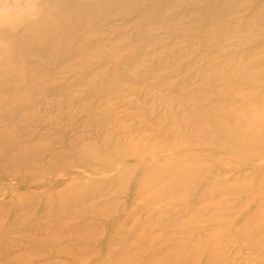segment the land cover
I'll list each match as a JSON object with an SVG mask.
<instances>
[{
	"label": "rangeland",
	"instance_id": "1",
	"mask_svg": "<svg viewBox=\"0 0 264 264\" xmlns=\"http://www.w3.org/2000/svg\"><path fill=\"white\" fill-rule=\"evenodd\" d=\"M38 4L0 29V264H264V0Z\"/></svg>",
	"mask_w": 264,
	"mask_h": 264
},
{
	"label": "clouds",
	"instance_id": "2",
	"mask_svg": "<svg viewBox=\"0 0 264 264\" xmlns=\"http://www.w3.org/2000/svg\"><path fill=\"white\" fill-rule=\"evenodd\" d=\"M40 14L38 0H0V28L18 32L37 20ZM5 43L0 40V47L5 46Z\"/></svg>",
	"mask_w": 264,
	"mask_h": 264
},
{
	"label": "bare ground",
	"instance_id": "3",
	"mask_svg": "<svg viewBox=\"0 0 264 264\" xmlns=\"http://www.w3.org/2000/svg\"><path fill=\"white\" fill-rule=\"evenodd\" d=\"M106 1V0H105ZM145 1V0H144ZM149 1V0H148ZM82 3V2H81ZM91 3V2H90ZM107 3V2H106ZM155 3V2H154ZM80 4V3H79ZM108 4H110V3H108ZM141 4H142V2H141ZM146 4V3H145ZM153 4V3H152ZM157 4V3H156ZM155 5V4H154ZM141 6V5H140ZM94 7V6H93ZM149 7H150V5H149ZM117 8V7H116ZM146 8V7H145ZM85 11H87V10H85ZM84 11V12H85ZM90 11V10H89ZM110 11V10H109ZM82 12V11H81ZM107 14V13H106ZM40 16H42V15H40ZM107 16H109L108 14H107ZM102 16H100V18H101ZM127 17V16H126ZM44 19V18H43ZM43 19L41 20L42 22H43ZM46 19V18H45ZM44 19V20H45ZM103 19V18H102ZM109 19V18H108ZM40 20V19H39ZM47 20V19H46ZM45 20V21H46ZM113 20V19H112ZM130 20V19H129ZM170 20H171V18H170ZM106 21V20H105ZM40 22V21H39ZM71 22H73V20L71 21ZM107 22V21H106ZM126 22V21H125ZM129 22V21H128ZM131 22V21H130ZM65 25H67L66 23H65ZM79 26V25H78ZM95 26V25H94ZM78 28V27H77ZM81 28V27H80ZM103 28V27H102ZM1 29V28H0ZM75 29V28H74ZM91 29V28H90ZM105 29H107V28H105ZM74 31H76V30H74ZM97 31V30H96ZM107 31V30H106ZM2 32H5V31H2ZM9 32V31H8ZM8 32H7V35L6 36H9V34H8ZM12 32V31H11ZM26 32V31H25ZM103 32V31H102ZM6 33V32H5ZM4 33V34H5ZM63 33V32H62ZM11 34V33H10ZM101 34V33H100ZM103 34V33H102ZM65 35V34H64ZM104 35V34H103ZM31 36V35H30ZM86 36V35H85ZM19 37V36H18ZM97 37V36H96ZM37 38V37H36ZM40 38V37H39ZM44 40V39H43ZM51 40V39H50ZM57 40V39H56ZM60 40V39H59ZM65 40V39H64ZM99 40V39H98ZM28 41H30V40H28ZM49 42V41H48ZM51 42V41H50ZM69 42H71V41H69ZM60 43V42H59ZM35 44V43H34ZM42 44V43H41ZM41 44H40V46H41ZM30 45H32V44H30ZM29 45V46H30ZM38 45V44H37ZM28 46V45H27ZM62 46V45H61ZM11 47V46H10ZM39 47V46H38ZM17 48V47H16ZM72 48H74V47H72ZM34 49H35V47H34ZM42 49V48H41ZM40 49V50H41ZM11 50V49H10ZM18 50V49H17ZM48 50V49H47ZM63 50V49H62ZM80 50V49H79ZM15 51V50H14ZM39 51V50H38ZM13 52V51H12ZM23 52V51H22ZM25 52V51H24ZM27 52V51H26ZM29 52H31V51H29ZM32 52H34V51H32ZM44 52V51H43ZM61 52V51H60ZM66 52V51H65ZM80 52V51H79ZM36 54V53H35ZM38 54V53H37ZM66 54V53H65ZM15 55V54H14ZM40 55H41V53H40ZM54 55V54H53ZM44 56V55H43ZM47 56V55H46ZM103 56V55H102ZM10 58V57H9ZM16 58V57H15ZM73 58V57H72ZM138 58V57H137ZM128 59H130V58H128ZM74 60V59H73ZM69 61V60H68ZM71 61V60H70ZM65 62V61H64ZM66 62H67V60H66ZM131 62V61H130ZM38 64L40 63V62H37ZM59 63H61L60 61H59ZM71 63V62H70ZM45 64V63H44ZM97 64V63H96ZM27 65V64H26ZM34 66H36V65H34ZM40 66V65H39ZM60 66H62L61 64H60ZM126 66V65H125ZM130 68V67H129ZM128 68V69H129ZM14 75H15V73H13ZM13 78H15L14 76H13ZM14 81V80H13ZM10 82V81H9ZM11 83V82H10ZM49 84V83H48ZM74 84V83H73ZM94 87V86H93ZM75 89V88H74ZM44 97V96H43ZM60 97V96H59ZM36 99V98H35ZM47 103V102H46ZM7 104V103H6ZM14 105V104H13ZM10 106H12L11 104H10ZM41 107V106H40ZM39 109V108H38ZM12 112H13V110H11ZM18 111V110H17ZM17 111H15V113L17 112ZM35 111V110H34ZM39 112V111H38ZM35 114V113H34ZM39 114V113H38ZM36 115V114H35ZM17 116H20V115H17ZM30 117V116H29ZM36 117V116H35ZM42 117V116H41ZM38 119V118H37ZM15 121V120H14ZM20 121H22V120H20ZM23 122V121H22ZM2 143V142H1ZM86 145V144H85ZM92 148V147H91ZM0 152H2V151H0ZM5 152V151H4ZM3 154V153H2ZM14 155V154H13ZM6 156V155H5ZM22 157V156H21ZM16 158V157H15ZM12 160V159H11ZM24 160V159H23ZM22 160V161H23ZM26 161V160H25ZM110 169V168H109ZM125 171H127V170H125ZM157 177V176H156ZM65 184V183H64ZM67 186V185H66ZM69 187V186H68ZM64 188H66V187H64ZM75 189V188H74ZM61 190H64V189H61ZM65 191V190H64ZM77 192V191H76ZM74 193V192H73ZM28 194V193H27ZM48 199V198H47ZM29 203V202H28ZM27 203V204H28ZM88 205H90V204H88ZM103 207V206H102ZM17 208V207H16ZM59 208H60V206H59ZM19 209V208H18ZM44 211H46L45 209H44ZM53 222V221H52ZM33 234V233H32ZM33 238V237H32ZM24 239V238H23ZM29 241V240H28ZM39 241V240H38ZM31 242V241H30ZM41 242V241H40ZM33 243V242H32ZM35 243V242H34ZM32 245V244H31ZM40 245V244H39ZM6 252V251H5ZM36 253V252H35ZM73 255H75V254H73Z\"/></svg>",
	"mask_w": 264,
	"mask_h": 264
}]
</instances>
